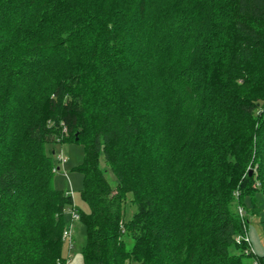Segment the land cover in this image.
I'll list each match as a JSON object with an SVG mask.
<instances>
[{"label":"trees","instance_id":"trees-1","mask_svg":"<svg viewBox=\"0 0 264 264\" xmlns=\"http://www.w3.org/2000/svg\"><path fill=\"white\" fill-rule=\"evenodd\" d=\"M66 143L83 264H264V0H0V264L67 262Z\"/></svg>","mask_w":264,"mask_h":264},{"label":"rangeland","instance_id":"rangeland-1","mask_svg":"<svg viewBox=\"0 0 264 264\" xmlns=\"http://www.w3.org/2000/svg\"><path fill=\"white\" fill-rule=\"evenodd\" d=\"M47 153L52 157V161L55 165V168L53 169L55 175L53 180L54 188L56 190L69 192L73 197L74 202L72 207H68L66 210L69 219V226L71 222V210L78 209L84 212H89V206L81 199L80 195L83 188L84 175L79 172V168L85 161V148L83 145L77 143L50 145L47 147ZM100 162L101 169L106 170L103 157H101ZM107 178L111 186L116 185V178L111 172H107ZM263 215L264 214H262V217ZM261 221V217L249 218V224H247L248 238L254 253L260 257H264V227L261 225ZM72 235L74 240L72 249H70L69 242L63 240L62 235V240L64 242L63 255L67 261L65 264H83L84 259L82 256V250L86 245V236L84 227L80 221L74 223Z\"/></svg>","mask_w":264,"mask_h":264},{"label":"built area","instance_id":"built-area-1","mask_svg":"<svg viewBox=\"0 0 264 264\" xmlns=\"http://www.w3.org/2000/svg\"><path fill=\"white\" fill-rule=\"evenodd\" d=\"M244 214L245 213L243 212V210H240V215L244 216ZM77 221H80V215H79V213H78V211L76 209H73V210H71V222H70V225L67 227V229L65 230V232L63 234V240L66 241V242L67 241L69 242L70 249L73 248V241H74L73 240V235H72L73 225ZM242 240L249 246L250 253L251 254H255L253 249H252V247H251L250 240L248 238V232L246 233L244 238L238 239L237 242L240 243ZM253 264H260V262H259L258 259H256Z\"/></svg>","mask_w":264,"mask_h":264},{"label":"water","instance_id":"water-1","mask_svg":"<svg viewBox=\"0 0 264 264\" xmlns=\"http://www.w3.org/2000/svg\"><path fill=\"white\" fill-rule=\"evenodd\" d=\"M252 175V172H250V176Z\"/></svg>","mask_w":264,"mask_h":264}]
</instances>
